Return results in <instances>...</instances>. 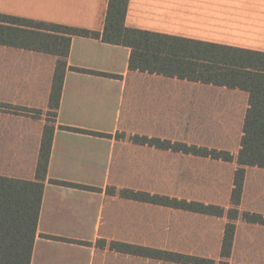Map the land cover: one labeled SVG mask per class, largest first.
I'll return each instance as SVG.
<instances>
[{
	"label": "crops",
	"instance_id": "crops-1",
	"mask_svg": "<svg viewBox=\"0 0 264 264\" xmlns=\"http://www.w3.org/2000/svg\"><path fill=\"white\" fill-rule=\"evenodd\" d=\"M107 6L108 0H0V16L13 23L102 32ZM125 26L264 54V0H130ZM130 55V48L99 39H71L60 104L51 124L52 147L41 180L44 192L30 264H172L113 251L112 242L209 258L171 249L186 241L183 223H172L176 214L221 220L220 250L225 218L139 202L120 191L172 198L166 188L168 162L181 178L184 157L203 158L134 143L132 138L198 146V136H241L248 95L131 71ZM56 60L50 54L0 45L1 177L36 181ZM231 120L238 121L234 131ZM203 160L233 165L225 204L202 201L228 209L236 164ZM250 169L264 170L246 168L242 200ZM240 222L264 228L238 220L231 258ZM176 232L180 234L173 235ZM191 236L187 242L194 243L195 234Z\"/></svg>",
	"mask_w": 264,
	"mask_h": 264
},
{
	"label": "trees",
	"instance_id": "trees-1",
	"mask_svg": "<svg viewBox=\"0 0 264 264\" xmlns=\"http://www.w3.org/2000/svg\"><path fill=\"white\" fill-rule=\"evenodd\" d=\"M129 1L108 0L102 32L60 25L13 23L0 16V45L46 53L57 58L48 102L49 118L43 130L36 181L0 176V264L31 262L44 192V184L41 180L45 179L52 147L54 127L51 124L59 108L70 42L73 37L99 39L106 44L130 48L131 71L239 90L248 95V108L236 155L229 151L185 143H171L147 137L132 138L134 143L154 145L203 159L235 163L228 209L198 201L120 191L121 196L139 202L203 216L225 218L219 261L116 242L110 243L111 250L172 264H230L236 222L241 220L248 224L264 226V215L239 210L246 168L264 169V54L127 28L125 18ZM71 69L81 73L88 72L77 68ZM67 129L82 132L77 129ZM55 183L65 185L61 182L55 181Z\"/></svg>",
	"mask_w": 264,
	"mask_h": 264
},
{
	"label": "rangeland",
	"instance_id": "rangeland-1",
	"mask_svg": "<svg viewBox=\"0 0 264 264\" xmlns=\"http://www.w3.org/2000/svg\"><path fill=\"white\" fill-rule=\"evenodd\" d=\"M238 121H230L232 131ZM196 144L200 147L207 146L209 149L229 151L236 155L239 150L241 136H198ZM173 161V160H172ZM173 166V162H168L167 169V195L172 198H184L189 201L213 202L220 205L226 202V190L230 175L233 172L232 164L210 162L203 159L183 158V174L180 178ZM163 185L161 184V190ZM224 196V198H223ZM241 209L251 213L259 211L264 213V170L250 169L246 184L244 199ZM173 225L182 224L186 234V241L179 247L171 248L177 251H193L218 260L219 248L217 247L220 228L223 225L221 220H206L187 214L173 215ZM181 216V217H180ZM181 218V220H180ZM188 226V228H186ZM172 233V232H168ZM179 232L173 235H179ZM195 234L194 243L192 240ZM187 247H186V246ZM230 264H264V228L257 226H245L240 222L238 230V241L233 258Z\"/></svg>",
	"mask_w": 264,
	"mask_h": 264
}]
</instances>
